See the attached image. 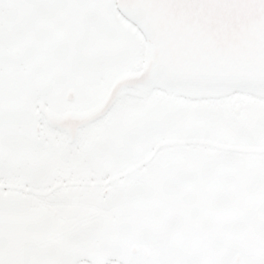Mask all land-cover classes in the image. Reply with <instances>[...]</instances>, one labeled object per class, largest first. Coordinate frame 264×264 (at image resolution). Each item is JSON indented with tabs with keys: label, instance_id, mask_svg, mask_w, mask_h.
I'll list each match as a JSON object with an SVG mask.
<instances>
[{
	"label": "rangeland",
	"instance_id": "1",
	"mask_svg": "<svg viewBox=\"0 0 264 264\" xmlns=\"http://www.w3.org/2000/svg\"><path fill=\"white\" fill-rule=\"evenodd\" d=\"M147 47L116 0H0V186L101 182L162 141L264 151V98L243 90L202 99L128 87L73 142L45 122L34 133L40 103L93 108L140 73ZM102 188L0 187V264H264V154L167 145ZM141 245L150 257L131 252Z\"/></svg>",
	"mask_w": 264,
	"mask_h": 264
},
{
	"label": "water",
	"instance_id": "2",
	"mask_svg": "<svg viewBox=\"0 0 264 264\" xmlns=\"http://www.w3.org/2000/svg\"><path fill=\"white\" fill-rule=\"evenodd\" d=\"M116 6L146 38L148 47L144 68L138 75L119 79L103 104L89 112L55 116L42 108L51 125L68 131L71 142L79 127L109 111L122 87H135L156 80L164 88L184 93L193 89H237L264 94V0H116ZM67 99H74L72 90ZM181 144L264 154L261 150L229 148L208 141H162L142 163L103 182L64 183L45 192L13 185L0 187L44 196L62 185L102 186L148 163L161 147ZM137 251L136 246L131 247L132 253ZM239 259L236 256L235 261ZM79 264L89 263L83 261Z\"/></svg>",
	"mask_w": 264,
	"mask_h": 264
},
{
	"label": "flooded vegetation",
	"instance_id": "3",
	"mask_svg": "<svg viewBox=\"0 0 264 264\" xmlns=\"http://www.w3.org/2000/svg\"><path fill=\"white\" fill-rule=\"evenodd\" d=\"M131 22V21H130ZM145 38V37H144ZM144 68V67H143ZM143 70V69H142ZM142 70L140 71V73L142 72ZM139 73V74H140ZM138 75V74H137ZM135 76V75H134ZM153 76L155 77V79H156V75L153 73ZM122 78H124V77H122ZM119 79H121V78H119ZM119 79H117L114 83H113V85L119 80ZM113 85L110 87V89L108 90V93H107V95H106V97L100 102V103H98L96 106H94L93 108H91V109H88V110H84V111H70V110H61V111H53V110H51L48 106H47V104L44 102H42V103H40V106H39V110H40V117H41V119L43 120V123L42 122H40V120H39V124L40 125H36V127H35V134H38L39 133V131L41 130V124H44V122H45V126L46 127H48L49 129H52V130H56V131H58L59 133H62V134H64V135H66L65 136V138L66 139H68V141H70V135H69V133H68V131L67 130H64V129H61V128H59V127H56V126H53V125H51L50 123H49V121L47 120V118L44 116V114H43V112H42V108H45L48 112H50V113H52V114H54L55 116H65V115H67V114H71V113H86V112H89V111H91V110H94V109H96L97 107H99L100 105H102L103 104V102L105 101V99L107 98V96H108V94L110 93V91H111V88L113 87ZM144 85H146V86H150V87H152V88H155V89H159V90H161V91H163V90H165V91H171V92H177V91H173V90H169V89H167V88H164L163 86H161V85H159V83H158V81H156L155 80V82H153V83H148V84H144ZM137 86H140V85H137ZM137 86H135V87H137ZM124 88H128V87H122L120 90H122V89H124ZM70 90H72L73 92H74V99L73 100H68L67 99V95H68V92L70 91ZM222 91H228V92H232V91H237V89H229V90H226V89H222V90H217V89H208V90H199V89H193V90H191V92H189V93H184V92H177V93H179V94H181V95H187V96H190V97H197V98H202V99H206V98H211V99H214V97H215V95H218V94H220V92H222ZM243 91H246L247 92V90H243ZM249 93H250V95H252L253 97H260V98H264V94H260V93H254V92H250V91H248ZM62 99L65 101V102H72V101H74L75 99H76V94H75V91H74V89H72L71 87H69V88H67V90L65 91V93L62 95ZM195 99V98H194ZM116 100H117V98H116ZM115 100V101H116ZM114 105V104H113ZM111 109V108H110ZM109 109V110H110ZM88 125V124H87ZM86 126V125H85ZM85 126H81V127H79L78 129H77V133L79 132V130H81L83 127H85ZM33 133V134H34ZM77 133H76V136H75V138H74V140L76 139V137H77ZM73 140V141H74ZM72 141V142H73ZM71 142V141H70ZM93 168H95V165H93ZM114 177V176H113ZM106 180H108V179H106ZM106 180H103V181H106ZM103 181H101V182H103ZM92 183H94V182H92ZM111 183V182H110ZM110 183H108V184H105V185H102V192H104V193H107L108 192V190L110 189ZM138 248V251L136 252V253H140V252H142V253H144V255H145V257H150V254L148 253V250H144L143 248H145L146 249V247H144V246H139V247H137ZM83 261H85V262H87V263H89V264H93L91 261H89L88 259H83L82 261H79V262H77L76 264H79L80 262H83ZM111 262H115V263H117V264H124L122 261H119V260H117V259H113L112 258V260H109V264H111Z\"/></svg>",
	"mask_w": 264,
	"mask_h": 264
}]
</instances>
